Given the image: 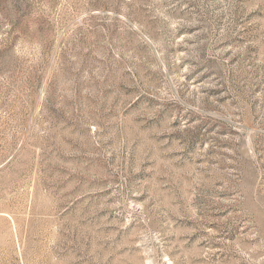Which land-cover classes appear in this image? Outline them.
Wrapping results in <instances>:
<instances>
[{
  "label": "rangeland",
  "instance_id": "rangeland-1",
  "mask_svg": "<svg viewBox=\"0 0 264 264\" xmlns=\"http://www.w3.org/2000/svg\"><path fill=\"white\" fill-rule=\"evenodd\" d=\"M0 264H264V0H0Z\"/></svg>",
  "mask_w": 264,
  "mask_h": 264
}]
</instances>
